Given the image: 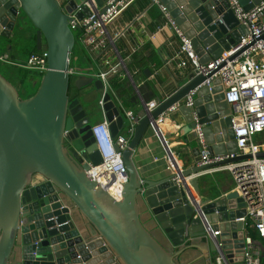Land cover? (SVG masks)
<instances>
[{"label": "water", "instance_id": "obj_1", "mask_svg": "<svg viewBox=\"0 0 264 264\" xmlns=\"http://www.w3.org/2000/svg\"><path fill=\"white\" fill-rule=\"evenodd\" d=\"M95 1L103 11L106 0ZM158 1L191 41L202 64L228 50L245 33L225 0ZM239 1L248 10L261 0L251 5H247L249 0ZM81 2L71 0L67 11ZM153 5L151 1L149 8ZM85 15L89 9L83 7L77 17ZM68 21L56 0H0V39H25L31 26L36 49L46 52L47 64L36 93L27 99H20L15 86L0 74V264H183L180 259L189 250L199 253L198 264H217L219 255L221 264H240L243 224L236 219L245 216L242 199L232 191L212 201L202 200L198 177L190 178L248 158L199 165L196 125L211 154L237 150L231 111L223 100L219 79L210 87H199L205 77L192 72L167 98H157L158 107L150 113L144 110L149 101L137 96L139 123L122 152L128 182L121 198L115 200L86 172L88 162L96 166L101 158L90 134L92 112L81 96L68 92L74 79L68 70L75 43ZM144 73L149 77L148 70ZM76 78L77 90L88 86L102 90L100 80ZM197 87L193 105L185 106L182 100ZM103 101L114 138L126 126L125 114L108 93ZM176 103L184 117L183 144L194 143L197 157L190 167L142 179L133 152L151 129L149 122ZM75 142L79 148L69 151L68 144ZM77 152L86 163L76 159ZM257 156L264 158V151ZM37 175L44 180L32 185ZM72 211L85 219L94 235L79 230ZM143 213L153 222L152 229L143 222ZM209 228H219L220 234L212 237L206 232Z\"/></svg>", "mask_w": 264, "mask_h": 264}, {"label": "built area", "instance_id": "obj_2", "mask_svg": "<svg viewBox=\"0 0 264 264\" xmlns=\"http://www.w3.org/2000/svg\"><path fill=\"white\" fill-rule=\"evenodd\" d=\"M56 1L69 18L68 27L72 33H77L76 39L80 44L82 54L88 62V70L77 71L70 66L68 75L93 77L100 80L102 97L99 105L101 108L105 104L103 95L108 93L125 114V134H118L114 138L111 137L109 123L106 119L91 125L90 134L100 155L101 162L96 166L88 162L89 169L86 171L87 175L98 182L112 198L119 200L124 185L128 182V173L122 160V152L128 148L135 127L139 123V118L133 111L123 107L112 86L111 77L122 71L123 76L128 79L139 97L140 94L134 81V74H137V70L133 73L128 71L116 48V41L123 36L124 30L112 33L109 26L135 0H106L102 6L103 11L97 7L95 0H82L70 11H67L66 6H71V0ZM151 1L158 6L161 15L179 38V53L185 57V60L179 66L184 67L189 63L196 76L202 75L205 77L199 87H210V84L216 78L220 81L223 100L231 111V128L237 150L234 153L225 155L211 154L209 147L205 144L200 126L196 125L195 132L200 156L199 165L218 163L241 156H248V158L211 168L192 175L190 178L215 172H228L230 174L234 185L233 191L242 199L245 209V216L236 219V221L243 224L244 247L240 264H260L264 250L261 244L249 235L247 228L255 231L259 238L264 241V158L257 156L264 151V140L261 143H256L253 139L256 135L264 136V41L262 40L264 35V0L254 4L248 10L244 9L239 0H225L227 10L232 12L238 24L244 28L245 33L228 50L222 51L218 57L210 59L204 64L200 63L191 41L184 36L171 20L164 6L158 0ZM251 4L252 1L249 0L247 5ZM83 7L89 9V15L79 19L77 13L81 12ZM104 49L115 55V62H111L105 56ZM0 62L14 65L6 55L0 57ZM20 66L26 70L44 74L47 69L46 52L41 50L39 53L30 54L27 61ZM208 75L210 76L208 77ZM199 87L191 90L182 100L185 106L191 107L193 105V99ZM179 105V103L172 105L149 122V127L165 150L168 163L167 170L170 171H179L181 168L178 167L177 161L167 145L162 125L168 115L175 112ZM157 107L158 102L152 100L145 103L144 110L146 113H150ZM63 135L65 137L67 131H64ZM70 145L68 144V149L73 152V147ZM75 155L81 163H86V160L78 152ZM188 179L185 181H188ZM43 180V177L37 175L32 185ZM177 183H179L178 180ZM188 188L192 191L191 187L188 186ZM206 232L212 237L220 234L218 229L213 231L209 228ZM221 259L220 255L217 256L216 263L221 264Z\"/></svg>", "mask_w": 264, "mask_h": 264}, {"label": "crops", "instance_id": "obj_3", "mask_svg": "<svg viewBox=\"0 0 264 264\" xmlns=\"http://www.w3.org/2000/svg\"><path fill=\"white\" fill-rule=\"evenodd\" d=\"M251 1L253 3L255 0ZM150 3L151 0H135L109 26V29L112 33L124 30L123 36L116 41V48L124 60L128 71L133 73L137 70V74H134V81L141 97L147 101H157V98L165 99L172 94L177 89L176 86L178 84L180 86L185 84L188 81L187 75L193 72V68L189 63L184 67L179 66L185 60L184 55L179 53V38L161 15L158 6L154 4L149 8ZM34 34L29 29V33L25 39L19 40L17 38L11 41L1 39L0 57L6 55L14 65H23L29 55L34 53L33 49L24 50V47L31 40H34L35 43ZM103 53H106L105 56L111 62L116 61L115 55L107 49H104ZM136 53L139 54L141 62L138 68L131 64L132 57ZM145 70L149 71V77L145 75ZM76 79L75 76L73 81ZM15 82L21 86L18 80ZM111 83L112 86H116L114 89L123 107L136 114L139 110L138 95L128 79L123 76V72L121 71L111 77ZM36 84V81L33 82L34 86ZM72 86L71 92L79 96L87 88L77 90L74 85ZM99 93L97 101L99 114L95 123L102 122L105 119L104 111L99 105L102 91H99ZM113 101L119 107L118 103L115 100ZM183 125L184 117L178 110L168 115L162 125L167 145L177 161L178 167L181 169L190 167L193 159L197 157L196 145L194 143L183 144ZM118 134H125V130H120ZM132 159L142 179L157 178L167 171L168 163L165 150L151 129L148 130L139 147L133 152ZM233 187V181L228 172H215L198 176V188L202 200L209 199L212 201L213 199L225 196L233 191ZM191 190L192 195L195 197L192 187ZM71 217L82 233L86 236L94 235L92 228L79 213L72 211ZM142 220L149 229L154 227L147 213L142 214ZM217 229L219 230V228ZM198 256L199 253L196 250H189L180 261L183 264H198ZM231 260L234 261L235 258H231Z\"/></svg>", "mask_w": 264, "mask_h": 264}, {"label": "rangeland", "instance_id": "obj_4", "mask_svg": "<svg viewBox=\"0 0 264 264\" xmlns=\"http://www.w3.org/2000/svg\"><path fill=\"white\" fill-rule=\"evenodd\" d=\"M263 20H264V15H263ZM29 29H31L33 32L35 30L32 29L31 26H29ZM35 35V34H34ZM73 35L75 36V43L72 49V54H71V62L73 63V68L77 71H84L86 68L88 69V62L87 58L82 54L80 44L78 40L76 39L77 33L74 32ZM1 41V39H0ZM36 46V42L34 43V40H31L25 47L24 50L26 49H33ZM43 74L37 72V71H32L29 70V73L26 77V80L23 81V83L18 85L16 82H14L15 88L17 89L19 93V98L20 99H27L34 95L39 87L40 80ZM32 79V80H31ZM36 81V86L33 85V82ZM85 91V92H84ZM81 95V99H83V104L85 107H88L91 110V119H90V124H94L97 120L98 114H99V107L97 105V101L99 99V90H96L92 86H88L84 90ZM254 142L256 143H261L264 140L263 135H256L254 136ZM73 148H79V145L76 144V142L73 145H70Z\"/></svg>", "mask_w": 264, "mask_h": 264}, {"label": "trees", "instance_id": "obj_5", "mask_svg": "<svg viewBox=\"0 0 264 264\" xmlns=\"http://www.w3.org/2000/svg\"><path fill=\"white\" fill-rule=\"evenodd\" d=\"M144 7L145 4H143ZM33 52L34 53H39L40 51H38L36 49V47L33 48ZM131 64H133L135 67L138 68V66L141 65L140 59H139V54L136 53L133 55L132 57V61ZM21 65V64H20ZM20 65H12V64H5V63H1L0 62V74L7 80L9 81L11 84L14 85V82L16 80H18L20 82V84L23 83V81L26 80V77L29 73V70H26L24 68H22ZM71 67H73V63L71 62ZM141 69V68H140ZM85 70H88L87 68ZM142 73V72H141ZM74 79L71 80V83L69 84V95H72L73 93L72 91V85H73V81ZM116 87L115 85L113 86V88ZM249 235L256 241H258L262 247L264 248V241H262L259 236L257 235V233L255 231H253L250 228H247ZM260 264H264V258L261 257L260 259Z\"/></svg>", "mask_w": 264, "mask_h": 264}, {"label": "flooded vegetation", "instance_id": "obj_6", "mask_svg": "<svg viewBox=\"0 0 264 264\" xmlns=\"http://www.w3.org/2000/svg\"><path fill=\"white\" fill-rule=\"evenodd\" d=\"M31 30V29H30ZM32 31V30H31ZM33 32V31H32ZM34 33V32H33Z\"/></svg>", "mask_w": 264, "mask_h": 264}, {"label": "bare ground", "instance_id": "obj_7", "mask_svg": "<svg viewBox=\"0 0 264 264\" xmlns=\"http://www.w3.org/2000/svg\"><path fill=\"white\" fill-rule=\"evenodd\" d=\"M175 162V161H174Z\"/></svg>", "mask_w": 264, "mask_h": 264}]
</instances>
